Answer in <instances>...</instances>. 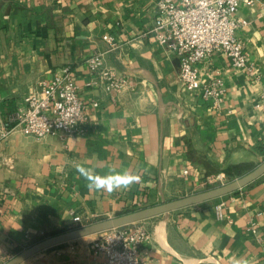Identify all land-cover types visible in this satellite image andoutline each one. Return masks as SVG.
Returning <instances> with one entry per match:
<instances>
[{
  "label": "crops",
  "instance_id": "obj_1",
  "mask_svg": "<svg viewBox=\"0 0 264 264\" xmlns=\"http://www.w3.org/2000/svg\"><path fill=\"white\" fill-rule=\"evenodd\" d=\"M156 13L155 0H0V118L64 65L87 105L84 133L37 138L15 128L0 140V264L45 236L224 183L264 159V0L234 14L243 20L235 36L249 67H233L214 51L199 63V88L191 93L177 56L150 31ZM95 52L136 89L88 85L85 59ZM215 78L224 88L219 106L200 92ZM77 164L141 180L111 194L90 191ZM219 201L222 218L214 213ZM132 224L149 233L141 264H264V173L230 193ZM99 234L49 246L20 264H99L103 255L91 247Z\"/></svg>",
  "mask_w": 264,
  "mask_h": 264
},
{
  "label": "built area",
  "instance_id": "obj_2",
  "mask_svg": "<svg viewBox=\"0 0 264 264\" xmlns=\"http://www.w3.org/2000/svg\"><path fill=\"white\" fill-rule=\"evenodd\" d=\"M254 0H155L157 13L150 31L169 53L179 61V78L188 92L199 88V63L214 51H222L233 67H249L245 45L235 36L243 22L234 17L241 4ZM109 49L116 46L111 34L103 35ZM103 53L95 52L85 59L93 78L87 83H103L106 91L136 89V82L117 75L104 65ZM203 99L219 106L223 99L222 81L215 78L200 88ZM24 105L10 116L0 118V140L15 128L37 138L46 135H75L85 132L87 105L79 97V89L69 65L54 71L40 81V90L25 96ZM97 105V102H93ZM264 121V120H263ZM186 172V170H184ZM224 202L214 205L216 217L224 216ZM74 221L81 216L75 214ZM134 223V222H133ZM251 220L249 229L256 232ZM149 239L148 231L132 223L101 231L92 241L95 255H103L99 264H141L139 247Z\"/></svg>",
  "mask_w": 264,
  "mask_h": 264
},
{
  "label": "water",
  "instance_id": "obj_3",
  "mask_svg": "<svg viewBox=\"0 0 264 264\" xmlns=\"http://www.w3.org/2000/svg\"><path fill=\"white\" fill-rule=\"evenodd\" d=\"M263 173L264 159L261 160L248 172L224 183H220L218 185H214L200 191L189 193L173 199L164 200L159 203L146 205L137 209L122 212L113 216L103 217L89 223L78 225L76 227L65 229L63 231L45 236L27 245L1 264H20L29 256L49 246L66 242L85 235L98 233L110 228L133 223L157 214L169 212L177 208L202 202L207 199L222 196L243 187Z\"/></svg>",
  "mask_w": 264,
  "mask_h": 264
},
{
  "label": "clouds",
  "instance_id": "obj_4",
  "mask_svg": "<svg viewBox=\"0 0 264 264\" xmlns=\"http://www.w3.org/2000/svg\"><path fill=\"white\" fill-rule=\"evenodd\" d=\"M75 167L77 173L87 182L86 186L90 191H105L111 194L117 190H127L141 180L140 175L127 170L117 172L114 168H110L109 174L99 176L93 169L83 165L77 164Z\"/></svg>",
  "mask_w": 264,
  "mask_h": 264
},
{
  "label": "rangeland",
  "instance_id": "obj_5",
  "mask_svg": "<svg viewBox=\"0 0 264 264\" xmlns=\"http://www.w3.org/2000/svg\"><path fill=\"white\" fill-rule=\"evenodd\" d=\"M82 224H85V223H82Z\"/></svg>",
  "mask_w": 264,
  "mask_h": 264
}]
</instances>
